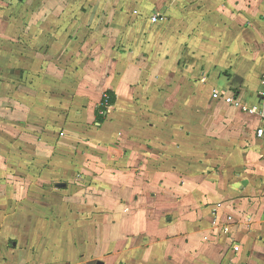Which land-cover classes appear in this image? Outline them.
I'll list each match as a JSON object with an SVG mask.
<instances>
[{"label":"crops","instance_id":"1","mask_svg":"<svg viewBox=\"0 0 264 264\" xmlns=\"http://www.w3.org/2000/svg\"><path fill=\"white\" fill-rule=\"evenodd\" d=\"M67 1L78 26L60 18ZM46 2L42 33L64 38L37 67L78 49L83 108L68 125L81 151L51 154L44 187L0 167V264H264V0ZM205 16L219 22L185 32ZM215 88L261 113L212 98ZM107 90L116 102L100 119Z\"/></svg>","mask_w":264,"mask_h":264},{"label":"rangeland","instance_id":"2","mask_svg":"<svg viewBox=\"0 0 264 264\" xmlns=\"http://www.w3.org/2000/svg\"><path fill=\"white\" fill-rule=\"evenodd\" d=\"M68 4L69 1L61 4L60 18L65 19L66 11L73 21L76 18L75 24L78 26L80 10H76L78 6ZM48 7L46 0L42 3H38V0H0V167L3 168V175L9 173V176L16 168L20 170L17 174L22 180L18 182L25 188H31L32 184L36 187L51 185L41 176L51 154L58 159L72 156L73 151L75 156L81 151L79 145L82 138L68 125L74 122L73 114L69 116L68 111L83 108L76 100L81 75L78 49L54 55L52 62L45 64L43 70L37 67L36 58L43 55L38 59H46L45 51L53 38H64L42 33L48 26ZM203 18L183 22V29L191 36L192 31L202 28L201 32L213 27L209 23L219 22L207 21L206 16ZM68 23L69 20H61L57 25L63 27ZM39 24L43 26L41 31ZM92 25H88V28ZM160 28L157 30L160 31ZM150 33L153 38L149 42H155L158 32L151 30ZM90 38L84 36L83 40L89 42ZM72 39H75L71 43L75 48L80 45L79 36L72 35ZM34 61L36 67L33 69L31 64ZM90 152L85 155V161H90L97 150L90 148ZM37 157L43 160L33 162ZM74 180L79 185L81 182V187H85L83 189H95L91 174L88 178L83 171H77ZM56 184L59 187L62 183L57 181Z\"/></svg>","mask_w":264,"mask_h":264},{"label":"built area","instance_id":"3","mask_svg":"<svg viewBox=\"0 0 264 264\" xmlns=\"http://www.w3.org/2000/svg\"><path fill=\"white\" fill-rule=\"evenodd\" d=\"M162 18L159 15H153L151 17V22L157 23L159 20ZM212 98L217 99V100H222L228 105H231L233 107L241 109L243 112H247L249 114H260L261 112L257 107H251L246 104H244L236 95L235 93L230 92L227 89L223 88H215L213 89L212 92ZM264 133V129H258L257 130V135L261 137Z\"/></svg>","mask_w":264,"mask_h":264},{"label":"trees","instance_id":"4","mask_svg":"<svg viewBox=\"0 0 264 264\" xmlns=\"http://www.w3.org/2000/svg\"><path fill=\"white\" fill-rule=\"evenodd\" d=\"M116 98L115 93L111 90H107L102 98V104L98 109L99 118H103L104 113L107 111L108 107L115 104Z\"/></svg>","mask_w":264,"mask_h":264},{"label":"water","instance_id":"5","mask_svg":"<svg viewBox=\"0 0 264 264\" xmlns=\"http://www.w3.org/2000/svg\"><path fill=\"white\" fill-rule=\"evenodd\" d=\"M61 185V184H60Z\"/></svg>","mask_w":264,"mask_h":264}]
</instances>
